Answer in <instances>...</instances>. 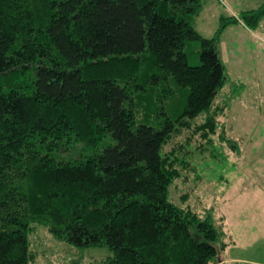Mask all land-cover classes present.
<instances>
[{
  "label": "trees",
  "instance_id": "obj_1",
  "mask_svg": "<svg viewBox=\"0 0 264 264\" xmlns=\"http://www.w3.org/2000/svg\"><path fill=\"white\" fill-rule=\"evenodd\" d=\"M202 6L0 0V264L31 261L34 225L79 249L106 247L100 264L218 263L223 226L211 208L169 200L180 173L163 147L201 113L195 129L205 138L214 130L227 81L220 36L238 22L255 31L264 0L222 16L211 38L194 26ZM192 44L198 65L189 63ZM175 88L187 95L172 117L165 103ZM74 146L101 150L60 157Z\"/></svg>",
  "mask_w": 264,
  "mask_h": 264
},
{
  "label": "rangeland",
  "instance_id": "obj_2",
  "mask_svg": "<svg viewBox=\"0 0 264 264\" xmlns=\"http://www.w3.org/2000/svg\"><path fill=\"white\" fill-rule=\"evenodd\" d=\"M260 2L203 0L194 26L201 36L211 38L222 16L232 12L237 16ZM220 40L228 55L225 62L219 47L227 81L213 110L222 109H215L214 130L207 132V138L195 129L205 119L206 114L201 113L189 128L172 135L164 145V153L177 158L180 173L169 187L168 197L172 203L198 212L211 208L218 223L223 226L224 222L229 236L221 256L238 258L239 264H264V45L235 27L224 30ZM197 47H186L190 65L199 64ZM175 90L176 96L165 103L172 117L181 113L187 95L186 89ZM139 121L157 126L158 120ZM78 148L74 146L60 157L79 159L101 150V146L94 150ZM28 241L33 256L28 264H100L111 256L106 247L79 249L56 240L40 225L31 227Z\"/></svg>",
  "mask_w": 264,
  "mask_h": 264
},
{
  "label": "crops",
  "instance_id": "obj_3",
  "mask_svg": "<svg viewBox=\"0 0 264 264\" xmlns=\"http://www.w3.org/2000/svg\"><path fill=\"white\" fill-rule=\"evenodd\" d=\"M204 5V3H203ZM203 7V6H202ZM232 16H236V14H234L232 12ZM228 27H235L237 29H239L242 33L246 32V33H250V37H252V39L254 40L255 43H261L264 45V19L262 20V22L260 23V25L256 28L255 31H250L249 29H247L241 22H238L236 24H231L229 25ZM226 27V29L228 28ZM225 29V30H226ZM224 32V31H223ZM220 42L222 43L223 41L220 40ZM219 42V45H218V50H219V47L221 48L222 52H223V55H224V60L226 62V60L228 59V55L226 53V46L222 44V47H221V43ZM224 43V42H223ZM224 65V63H223ZM225 68V67H224ZM223 231L225 233V238H224V241H225V245H227V240H225L229 234L226 233L225 229H224V222H223ZM226 248V247H225ZM224 248V249H225ZM218 263L217 264H239L241 261L240 259L238 258H235V257H231V258H226L224 257L223 255L221 256V253H220V257L218 259ZM215 264V263H214Z\"/></svg>",
  "mask_w": 264,
  "mask_h": 264
},
{
  "label": "built area",
  "instance_id": "obj_4",
  "mask_svg": "<svg viewBox=\"0 0 264 264\" xmlns=\"http://www.w3.org/2000/svg\"><path fill=\"white\" fill-rule=\"evenodd\" d=\"M211 264V263H210Z\"/></svg>",
  "mask_w": 264,
  "mask_h": 264
}]
</instances>
